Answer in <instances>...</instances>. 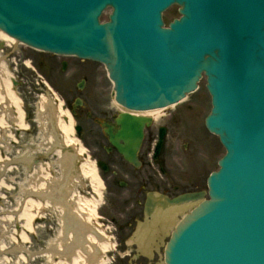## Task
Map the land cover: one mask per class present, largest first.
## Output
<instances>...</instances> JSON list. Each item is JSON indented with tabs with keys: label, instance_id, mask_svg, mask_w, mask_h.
Listing matches in <instances>:
<instances>
[{
	"label": "water",
	"instance_id": "water-1",
	"mask_svg": "<svg viewBox=\"0 0 264 264\" xmlns=\"http://www.w3.org/2000/svg\"><path fill=\"white\" fill-rule=\"evenodd\" d=\"M174 1L183 16L164 28L162 11ZM108 6L110 21L100 23ZM0 29L104 62L117 100L133 109L179 101L204 71L213 103L206 123L227 153L208 178L210 198L174 230L166 262L264 264V0H0ZM130 118L127 136L138 144L143 124Z\"/></svg>",
	"mask_w": 264,
	"mask_h": 264
},
{
	"label": "rangeland",
	"instance_id": "rangeland-1",
	"mask_svg": "<svg viewBox=\"0 0 264 264\" xmlns=\"http://www.w3.org/2000/svg\"><path fill=\"white\" fill-rule=\"evenodd\" d=\"M178 9V5H173L165 11L166 22L179 16ZM110 11V9H107L104 12L102 16L103 20L108 19ZM6 43L7 41L3 42L0 39L1 90L3 91L6 80H18L20 86L15 91L19 98L25 101V105L29 106L28 104L31 99L29 97H33V95L38 93V95L42 94L43 97L37 95L36 98H33L40 100L38 106H41L43 98L46 97H44V93L36 92V80L34 78L36 74L31 62L32 56L38 54V51L21 42L18 44L16 43V47L14 45L11 47ZM23 60L26 63H24ZM83 63L85 64V68H90L92 71H99L102 69V72H99L101 76L104 77L106 71L103 72L105 67L102 64L89 60ZM78 65H80V63ZM205 84L206 80L203 78L200 83L199 91L190 94L188 99L184 102L185 106L177 110H182L181 114L184 110V115H186V117L179 116V113L170 116V114H168L172 111L170 109V111H163V113L168 111L166 115H162V113L160 114L161 116L159 115L156 118L157 124L166 123L169 128L168 136L170 137L167 144V156L172 163L170 168L176 170L174 174L177 175L180 182V188L177 192L193 189L191 175L193 171L196 170H199L202 176L199 184L195 186L198 189L205 188L207 174L212 169L217 168V160L225 153V148L220 143L217 135L210 133L204 125L205 116L211 109V97ZM93 85L95 86L94 83ZM98 90L102 91L105 97H108L112 91V83L109 82L104 84ZM51 103L52 106H54L53 102ZM6 105L5 108H1V110L6 109L8 111L6 114L7 123L4 127H0V155L4 159L9 158L7 159L9 165H6L3 160L0 161V245H5V250L0 251V264H55V262L59 260V256L50 257L48 255V250L51 246L63 242L64 229L61 220V209L59 207L54 208L52 205L47 206L45 209H40V211L37 212L38 218L33 221L32 231H28L24 228V219L21 217L20 212L26 205V191H30L36 181H39V183L43 181L45 183H53L55 180H62L60 176L62 169V151H58L56 145H54L55 139H51V136H46L50 130L45 131L44 128L39 127V132H35L29 125V123L32 126L35 125L32 121L26 122V128L16 129L13 123L16 121V118L12 115L13 113L10 112L11 108L9 107V103H6ZM26 106L23 105V108L26 109ZM175 117L176 119L174 120ZM63 119H65V117L61 118V120ZM189 124H191V127L187 129ZM206 136H213L212 141H214V144L209 141L212 144V146L208 145L209 149L201 147V144H198L199 140H202V138L204 140L207 139ZM74 137L78 140L77 136ZM176 140L179 142V145L176 143ZM184 143L187 145L189 144L186 150L183 148ZM175 145L178 149L175 151L174 155L170 156L172 151L168 149ZM82 146L85 149V153L88 152L86 145ZM75 147L77 146H74V149L77 150ZM30 152H33V159L29 165L22 164L17 160L20 156L30 154ZM85 153L76 158L77 164L70 173V181L66 183V193L68 194V198H70L69 200L72 202L82 195L88 198H94L98 206L95 215H90L89 220L91 222L96 220L101 222L102 220H100L99 217L101 214L100 208L104 205V201L107 197L101 185H99L98 191L95 193L94 188L96 189V186L94 181L89 177L80 175L79 164L89 161V163H92L94 159L87 160L83 158L86 156L84 155ZM176 153L181 154L180 157H186L187 154H190L191 158L188 160L184 158L178 159L177 163V159L175 160L173 158ZM206 155L210 156L209 163L204 162ZM36 160H38V162H35ZM181 160L184 164L181 163ZM190 165L194 167L183 172L187 173L186 175L179 173L180 170ZM197 165L201 167L195 169ZM98 171L100 173V169ZM45 176H47V178H44ZM77 176H80V180L75 178L76 181H73V178ZM23 232L27 234L26 237L22 236ZM108 233L112 234L110 231H108Z\"/></svg>",
	"mask_w": 264,
	"mask_h": 264
},
{
	"label": "flooded vegetation",
	"instance_id": "flooded-vegetation-1",
	"mask_svg": "<svg viewBox=\"0 0 264 264\" xmlns=\"http://www.w3.org/2000/svg\"><path fill=\"white\" fill-rule=\"evenodd\" d=\"M31 61L38 72V77H34L36 88L45 90L48 87L58 94L57 100L62 98L63 111L67 108L73 111L77 135L88 144L90 156L102 167L107 199L100 209L102 223H96L103 225L106 232H112L108 235L109 241L113 242L112 248L106 254L109 264H165L164 251L170 233L161 211L165 208L166 197L182 192H177L180 182L169 168L168 136L156 152L160 137L155 136L157 125H146L137 151L138 163L127 160L107 133L111 129L114 135H118L121 126L117 120L122 111L97 87L90 86V81H95L92 71H87L64 54L38 53ZM80 83L84 84L82 88ZM79 96L82 102L77 104ZM113 138L120 145L125 144L122 136ZM201 176L199 171L194 173L192 187L199 184ZM151 193L156 196L147 207ZM149 210L154 212L149 214Z\"/></svg>",
	"mask_w": 264,
	"mask_h": 264
},
{
	"label": "bare ground",
	"instance_id": "bare-ground-1",
	"mask_svg": "<svg viewBox=\"0 0 264 264\" xmlns=\"http://www.w3.org/2000/svg\"><path fill=\"white\" fill-rule=\"evenodd\" d=\"M0 39L3 42L7 41L6 44H9L11 47H13L12 45L16 47V43H19L15 38L11 37L1 30ZM4 103H9L11 108L16 111V125L19 128H26L27 123L25 121V112L22 107V100L15 92V88L13 87L12 81L10 79L5 81L3 91L0 88V108L3 107L2 105ZM54 108L55 105L52 106L51 101L43 98V102L41 104L39 112L41 113L40 118L42 119L41 121L44 126L49 125L50 127V131L47 136H51V139H55L54 145L58 146V151L62 149V146H77V150H68V148L61 150L62 169L60 176L62 177V180H55L53 181V183H45L44 181L39 183V181H36L32 189L30 191H26V205L20 213L21 217L24 219V228L28 231H32L33 221L38 218L37 212L40 211V209H45L47 206L51 205L54 208L59 207L61 209V220L64 229L63 242H60L58 245L51 246L49 248L48 255L50 257L59 256V260L56 261L55 264H85L86 261L95 258L96 251L99 254L109 251V249L111 248V244L107 240L105 232L99 233V238L94 236V234L89 233L92 227L90 226L88 220L90 215H95V211L98 206L97 201L94 200V198H88L83 195L79 196L73 202L68 199V194L66 193V183L70 181V173L73 167H75L76 158L82 155L85 152V149L74 137V120L68 111H64L63 113L62 111H60L62 116L68 115L69 120H60L58 128L63 136H58V131L52 128V126L54 127L52 117ZM169 108L171 107L146 110L143 111V114H146L147 116L158 117L163 113L164 110ZM7 111L8 110L6 109L0 110V127H4L7 123ZM32 153L33 152H30V154L22 155L18 161L22 164L29 165L33 159ZM7 159H4L0 155V161L3 160L5 161L6 165H9V161H7ZM80 173L81 176L89 177L92 181H94L96 186L95 191H98V185L101 184V179L98 174L96 163L86 162L81 164ZM44 178H47V176H45ZM75 178H78V180H80V176L74 177L73 181H76ZM174 223L175 222H173V224ZM173 224H171V226ZM22 236L26 237L27 234L23 232ZM69 236H71L72 238ZM88 242L93 246L94 243H97V245L93 248V250H95L94 253H86V251L81 252V250L76 251L75 254L73 253L75 249L83 247V244H86ZM4 250L5 245L1 244L0 251ZM69 256H72V259L68 258ZM99 264H107V262L106 260H102Z\"/></svg>",
	"mask_w": 264,
	"mask_h": 264
}]
</instances>
